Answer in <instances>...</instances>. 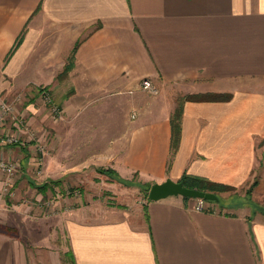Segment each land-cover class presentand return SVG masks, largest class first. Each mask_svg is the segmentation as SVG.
Listing matches in <instances>:
<instances>
[{
    "label": "crops",
    "instance_id": "0c3cea01",
    "mask_svg": "<svg viewBox=\"0 0 264 264\" xmlns=\"http://www.w3.org/2000/svg\"><path fill=\"white\" fill-rule=\"evenodd\" d=\"M27 84L49 86L62 117L37 89L23 103ZM0 90L29 125L8 122L23 141L0 146L21 164L13 194L0 196V264H64L65 251L74 264H264L262 214L209 201L200 211L182 195L104 206L73 191L54 224L24 196L40 201L37 182L51 180L69 190V176L92 185L100 167L141 183L187 173L239 189L254 179L264 195V0H0ZM185 95L200 99L183 103L174 152ZM45 140L61 146L42 154V178L35 147Z\"/></svg>",
    "mask_w": 264,
    "mask_h": 264
},
{
    "label": "rangeland",
    "instance_id": "374dc122",
    "mask_svg": "<svg viewBox=\"0 0 264 264\" xmlns=\"http://www.w3.org/2000/svg\"><path fill=\"white\" fill-rule=\"evenodd\" d=\"M28 88H32L34 91L37 89L40 93L42 92L43 89H46L48 94H49V97L52 100V102H54V103L58 104L60 107H62L58 103L59 100L53 97V95H52L53 91L49 86L38 85V84H33V85L27 84L24 91H20V93H19L20 98L19 99H22L23 103H25V101L28 100L27 99L28 98L27 92L29 93V91L27 90ZM59 94H60V92H59ZM147 94L151 95L149 93H147ZM41 96H42V93H41ZM40 99H42L43 102L46 101L43 96ZM46 103H48V102L46 101ZM18 114L20 115V112ZM53 118L56 120L59 119V118H55V117H53ZM133 118H135V117H133ZM36 138L40 139L39 136H36ZM43 143L46 144V150L44 153V157H45L48 153H51L52 151H54V149L53 150L50 149V146H49V143L47 142V140H45ZM57 145H58V147L57 148L55 147L54 152L60 153L61 144L58 143ZM261 146H260V148L262 149L263 146L262 147ZM35 152L37 155L36 159L41 157V158H43V161H44V157H42L43 153H41V151L38 150V146L35 147ZM5 160H7V159H5ZM8 161L17 162V160H8ZM17 163L19 164V169H18L17 175L15 177L14 186L18 180L19 172L21 169V164L19 162H17ZM43 163H39V161L37 160V165H36L38 168V171L43 170V172H44L42 175H38V176H42V178L45 177V165ZM107 168H111V167H107ZM92 178H93V176H92ZM54 180H56V179H54ZM103 180H105V182ZM5 181H6V176H5ZM5 181H4V184H5ZM73 181H76L75 185L72 188L70 187L69 190H64V188L62 189L61 183L60 184L59 183H57V184L52 183L53 188L41 190L40 193H42V195H41V198L39 199L40 201H36V196L33 195L34 191H32V194L29 196H28V193H26V195L24 194V196H27L25 198L26 200H31V203L34 201L35 203L40 205V210H37L36 212H34L35 216H37V217L45 216L47 219L50 220V222L52 221V223L56 224L55 222H57V220H58L57 216H59L61 209L63 210L64 207L66 208L67 206L73 205L69 202V198L67 197V196H72L73 194L71 192H73V191L79 192L77 195V197H79V198L83 197L82 195L85 193L84 191H86L88 194H90L91 199L96 201L97 205H104V206H108V205L131 206V205L137 203L140 199L145 200L146 194L148 193V192L146 193V188L138 180L137 176H133L132 178H123V180L121 181L117 177L111 176L108 174H105L104 176L99 175V177H97V179H94L95 182L92 181V185L89 184V186L82 184V182H80V184H79L77 181V176H69V182L72 183ZM254 182H255V180L253 179L248 184H246L245 186H243L237 190H227V191H224L222 193L223 196H233V198L236 199L234 201L236 206L230 208L231 210H240L242 213L243 212L248 213L249 216L261 214L259 212H257V213L254 212L253 202L263 204L264 203V195H259L255 191L256 184H254ZM37 183L42 184L41 182H37ZM80 188H81V190H80ZM37 189H38V187H37ZM249 192H251V193H249ZM12 194H13V192H12ZM12 194H7V195L2 194V196H8V195L11 196ZM12 202H14V201L11 199V201H9V205H11ZM56 230H58V229L54 225V231H56ZM57 236H58V238L56 241H58V243L60 245L65 247V245H66L65 235L59 233ZM56 241H54V242H56ZM65 249H67V247ZM67 252L68 251H65V253L63 254L66 262L70 260L69 256H66ZM64 264H66V263H64ZM69 264H71V263L69 262Z\"/></svg>",
    "mask_w": 264,
    "mask_h": 264
},
{
    "label": "built area",
    "instance_id": "2783aa9c",
    "mask_svg": "<svg viewBox=\"0 0 264 264\" xmlns=\"http://www.w3.org/2000/svg\"><path fill=\"white\" fill-rule=\"evenodd\" d=\"M141 89L151 95H158L160 90L158 86L154 83V81L150 78H144L141 80ZM42 96L48 102L50 106V112L53 117L61 118L63 115L62 107L58 104L52 102L51 98L46 89L42 90ZM15 109V105L13 102L9 101L5 96H3L2 91L0 90V146H8L21 143L22 138L18 136L16 133L8 130L7 123L12 122L18 124L21 127H24L29 131V125L25 122L24 118L21 117ZM135 117V114H133ZM34 132H32L33 134ZM38 150L41 153H45L46 144L42 141L37 142ZM39 163H43V158H37ZM19 169V164L17 162L8 161L4 158H0V172L5 174L6 181L3 188L0 189V196L2 194H12L14 188L15 177L17 175ZM41 172V171H40ZM79 192L74 191L73 196H77ZM207 200L198 198L196 209L197 210H205L207 207Z\"/></svg>",
    "mask_w": 264,
    "mask_h": 264
},
{
    "label": "trees",
    "instance_id": "16d2710c",
    "mask_svg": "<svg viewBox=\"0 0 264 264\" xmlns=\"http://www.w3.org/2000/svg\"><path fill=\"white\" fill-rule=\"evenodd\" d=\"M18 44H16L17 47ZM68 65V69H69ZM206 97V96H205ZM208 97V96H207ZM188 99H200V96L198 95H185L179 98L178 100V104L176 109L174 110V113L172 114V118H171V122H172V150H174V152L178 149L180 140H181V133H182V115H183V103L185 100ZM100 171L102 173L111 175V176H115L118 179H120L121 181L123 180V177H121L119 175V173L113 169V168H105V167H100ZM180 182H182L185 186L187 187H192V188H199L202 190H207V191H213L215 192L218 196L219 199L218 201H210L209 202H218L221 206V208H232L235 207V198H233V196H223L222 193L224 191L227 190H237V187H234L232 185H228V184H224V183H219V182H213L210 181L204 177H200V176H195V175H190L185 173L182 178L179 180ZM58 183L57 181H50V183ZM50 183H43L41 185H38V189L41 190H46L48 188H51V184ZM257 183V180H255L254 184ZM153 183H149V182H144L142 183V185L146 188V193H149V190L151 188ZM148 193L146 194V198L149 199L148 197ZM251 193V192H249ZM253 208H254V212L257 213H261L262 215H264V203H257V202H253ZM255 216V215H253ZM250 216V217H253ZM11 230V229H10ZM69 262H71V264H74L73 260H69L67 262H65L66 264Z\"/></svg>",
    "mask_w": 264,
    "mask_h": 264
},
{
    "label": "water",
    "instance_id": "95a60500",
    "mask_svg": "<svg viewBox=\"0 0 264 264\" xmlns=\"http://www.w3.org/2000/svg\"><path fill=\"white\" fill-rule=\"evenodd\" d=\"M171 195H182L189 198H202L210 201H218L219 199V196L213 191L187 187L182 182L171 178H168L163 182L153 183L148 193L150 200H160Z\"/></svg>",
    "mask_w": 264,
    "mask_h": 264
}]
</instances>
